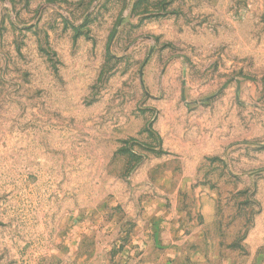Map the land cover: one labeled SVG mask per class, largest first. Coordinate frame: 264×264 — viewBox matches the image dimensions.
Here are the masks:
<instances>
[{"label":"rangeland","instance_id":"rangeland-1","mask_svg":"<svg viewBox=\"0 0 264 264\" xmlns=\"http://www.w3.org/2000/svg\"><path fill=\"white\" fill-rule=\"evenodd\" d=\"M202 211L264 264V0H0V264Z\"/></svg>","mask_w":264,"mask_h":264},{"label":"crops","instance_id":"crops-1","mask_svg":"<svg viewBox=\"0 0 264 264\" xmlns=\"http://www.w3.org/2000/svg\"><path fill=\"white\" fill-rule=\"evenodd\" d=\"M175 214L161 226L155 213L143 217V223L139 217L122 234V247L111 264H215L219 240L214 213L202 211L197 218L188 212Z\"/></svg>","mask_w":264,"mask_h":264}]
</instances>
